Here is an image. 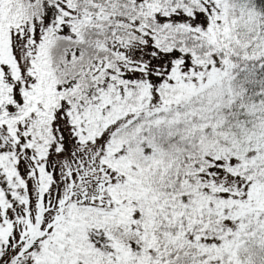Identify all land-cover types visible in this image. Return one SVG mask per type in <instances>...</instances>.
<instances>
[{
	"label": "snow or ice",
	"instance_id": "snow-or-ice-1",
	"mask_svg": "<svg viewBox=\"0 0 264 264\" xmlns=\"http://www.w3.org/2000/svg\"><path fill=\"white\" fill-rule=\"evenodd\" d=\"M0 264H264V0H0Z\"/></svg>",
	"mask_w": 264,
	"mask_h": 264
}]
</instances>
